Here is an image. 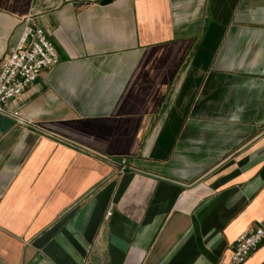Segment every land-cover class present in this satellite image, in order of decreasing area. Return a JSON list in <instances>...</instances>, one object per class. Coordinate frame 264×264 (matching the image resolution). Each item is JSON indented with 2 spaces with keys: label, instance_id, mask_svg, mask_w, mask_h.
Wrapping results in <instances>:
<instances>
[{
  "label": "crops",
  "instance_id": "crops-1",
  "mask_svg": "<svg viewBox=\"0 0 264 264\" xmlns=\"http://www.w3.org/2000/svg\"><path fill=\"white\" fill-rule=\"evenodd\" d=\"M27 23L60 59L0 130V264H229L264 223V0H0V65Z\"/></svg>",
  "mask_w": 264,
  "mask_h": 264
},
{
  "label": "built area",
  "instance_id": "built-area-1",
  "mask_svg": "<svg viewBox=\"0 0 264 264\" xmlns=\"http://www.w3.org/2000/svg\"><path fill=\"white\" fill-rule=\"evenodd\" d=\"M60 55L48 29L27 23L16 44L0 65V113L14 123L24 122L20 106L14 102L23 96L47 68L57 63ZM111 210L107 212L108 215ZM264 243V223L237 236L229 264H243Z\"/></svg>",
  "mask_w": 264,
  "mask_h": 264
},
{
  "label": "water",
  "instance_id": "water-1",
  "mask_svg": "<svg viewBox=\"0 0 264 264\" xmlns=\"http://www.w3.org/2000/svg\"><path fill=\"white\" fill-rule=\"evenodd\" d=\"M112 0H102L103 3L111 2ZM14 124V119L10 116L0 113V130L6 131L10 126Z\"/></svg>",
  "mask_w": 264,
  "mask_h": 264
}]
</instances>
